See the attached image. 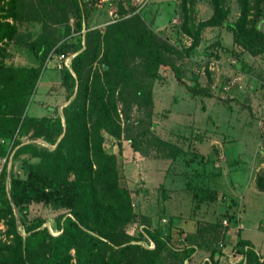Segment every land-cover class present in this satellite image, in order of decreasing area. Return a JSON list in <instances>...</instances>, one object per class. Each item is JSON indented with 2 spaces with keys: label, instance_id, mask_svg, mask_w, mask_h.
Returning a JSON list of instances; mask_svg holds the SVG:
<instances>
[{
  "label": "rangeland",
  "instance_id": "1",
  "mask_svg": "<svg viewBox=\"0 0 264 264\" xmlns=\"http://www.w3.org/2000/svg\"><path fill=\"white\" fill-rule=\"evenodd\" d=\"M95 1V5L99 6L113 2L117 12L114 20L110 18L107 24L91 29L87 24V28L78 30L76 20L69 21L67 54L75 53L71 50L79 35L82 37V48L87 45L89 49L80 88L78 82L70 89L69 84L62 81L58 73L61 61L54 55L46 60L23 116L59 115L63 118V108L77 97L80 116L84 115L88 127L92 123L107 120L110 125L118 128V134H111L113 138L106 132H103L102 137L104 150L116 154L119 188L124 189L132 198V211L148 217L150 226L168 234L173 246H183L184 234L194 231L197 222L220 220L224 215L228 217V214H234L238 218L236 224L241 225L240 236L237 237L249 238L254 242L256 251L264 252V55L251 54L243 49L234 41L232 31L222 24L205 26L199 34L198 43L192 48L195 22H204L213 13L208 0H197L200 8L197 12L192 9L195 0ZM224 9L228 11L229 21H237L240 17L237 0H225ZM103 13L107 14V10L104 9ZM134 15L138 18L131 25L139 26L141 18L145 26L156 33L168 59L184 66L182 78H185L187 84L201 87L210 94L208 97L192 95L187 85L180 84L171 72L153 80L151 122L154 124L148 130L153 140L158 138L169 146L172 143L179 147L180 152L174 156L168 146H146L144 137L140 135L145 130L140 131V98L135 96V88L129 83H123V79L114 70H103L101 67V55L103 51L110 54L111 47L104 49L101 39L96 42L97 33L90 34L87 44L83 38L86 30L97 29L103 34L109 24ZM249 18L243 28L246 37L253 27ZM8 20L17 33L0 41V65L37 64L29 44L40 32L41 23ZM259 29L264 34V19L259 23ZM127 52L129 54V50ZM92 53L96 54V58L91 59ZM242 62L247 66H243ZM124 64L134 77L138 76V57L129 54ZM82 105L85 106V112ZM82 136L83 130L80 123H77L69 132L68 141L73 148L74 164L80 167L77 176L84 211L93 216L88 179L80 156ZM17 137L22 143L30 141L25 127L19 129ZM37 142L47 146L43 140ZM133 142L141 145L145 154L134 150ZM234 146L240 148L239 154ZM224 148L226 152L228 150L227 154ZM222 153L225 154L224 158ZM23 160L37 161L38 158L22 154L13 161L9 159L8 166H4L0 173V184L8 186L7 175L11 166L15 176L25 177L21 167ZM217 169L220 174H213ZM195 186L215 188L216 200L195 202ZM103 191L101 187L99 194ZM105 193L113 194L111 190ZM12 213L17 231L23 233L20 214L14 206ZM23 213L27 220L36 216L43 218V226L54 235L58 230V216L68 214V210L43 203H30ZM10 215L6 213V217L0 221L2 239L7 237ZM139 219L129 221L119 228L133 241L143 244L144 239H140V235L144 229L142 232L143 225ZM229 228L222 243L209 238L196 248L185 264H202L209 258L212 248L221 249L220 264L239 262L242 255L236 247V235L233 240L228 239L231 231L237 232L236 226L231 225ZM162 257L161 264H179L176 259L165 254Z\"/></svg>",
  "mask_w": 264,
  "mask_h": 264
},
{
  "label": "trees",
  "instance_id": "2",
  "mask_svg": "<svg viewBox=\"0 0 264 264\" xmlns=\"http://www.w3.org/2000/svg\"><path fill=\"white\" fill-rule=\"evenodd\" d=\"M208 1L213 13L208 20L195 22L192 48L198 43L199 34L205 26L222 24L232 31L234 41L243 49L251 54L264 55V34L259 29V23L264 19V0H237L240 17L234 22L228 20V11L224 9L225 0ZM86 3L85 0H0V15L3 14L0 16V41L17 33L8 19L41 23L40 32L29 44L38 63L31 66H12L6 63L0 65V156H7L1 172L4 166H8L9 159L13 161L22 154L38 158L37 161L23 160L21 167L24 178L15 176L11 166L7 175L8 186L0 184V221L6 217V213H11L7 237L0 238V264H161L163 254L176 259L179 264H185L196 248L209 238L222 243L227 229L231 225H238V218L234 214H228V217L224 215L213 222L199 221L194 231L184 234L183 246H173L168 234L150 226L148 217L139 216L132 211V198L124 189L119 188L116 167L118 160L115 153L104 150L102 137L103 132H106L113 138L111 134L119 132L116 126L104 120L88 127L84 115L80 116L81 108L79 109L77 97L63 108V118L59 115L23 116L41 78L46 60L54 55L57 58L60 54L68 55L70 19L76 20L78 30L83 28V19L85 28L88 27ZM198 4L197 0L193 2V12L200 10ZM248 17L253 27L246 37L243 28ZM137 18L134 15L118 19L106 26L103 34L97 29L86 30L83 38L87 44L90 34L97 33L96 42L101 39L104 49L111 47L110 54L103 51L101 67L103 70H114L123 79V83H129L135 88V96L140 98V131L145 130L140 135L144 137L146 146H168L173 150L171 155L174 156L176 152H180L179 147L172 143L169 146L158 138L153 140L148 130L154 124L151 122L153 80L171 72L180 84L187 85L192 95L208 97L210 94L201 87L187 84L185 78H182L184 66L168 59L156 33L149 30L141 18L139 26L131 25ZM81 43L82 37L79 35L71 50L75 53L70 67L62 66L58 70L62 81L69 84L70 89H73L75 82H78V87L81 85L86 69L89 49L87 45L82 48ZM127 50L140 59V73L136 77L124 64L129 55ZM92 54L91 59L96 58V54ZM242 64L247 66L245 62ZM93 107L92 105L91 108ZM82 110L85 112L84 105ZM77 123H80L83 130L80 156L88 179L93 216L84 211L77 176V169L80 167L74 164L73 148L68 141L69 132ZM22 127L26 128L29 135L28 142L22 143L17 137V132ZM37 140H43L47 146ZM132 147L145 154L141 145L133 142ZM213 174L219 175L220 170H215ZM101 187L104 191L99 194ZM108 190L113 194L107 195L105 192ZM216 197L217 190L213 187L195 186L193 189L195 202L215 201ZM30 203H43L68 210V214H61L57 218V234L53 235L43 226V218H25L23 211ZM13 206L20 214L23 233L17 231ZM138 218L143 225L141 231L144 229L140 235V239H144L143 244L133 241L132 237L119 228ZM223 219L228 221V225L224 227ZM239 229L237 226V232ZM149 242L153 243L152 247H148ZM236 244L242 255L236 264H264V254L256 251L248 240L238 239ZM221 255L220 248H212L209 258L202 264H220Z\"/></svg>",
  "mask_w": 264,
  "mask_h": 264
},
{
  "label": "crops",
  "instance_id": "3",
  "mask_svg": "<svg viewBox=\"0 0 264 264\" xmlns=\"http://www.w3.org/2000/svg\"><path fill=\"white\" fill-rule=\"evenodd\" d=\"M85 2H87L86 3V8H87V12H88L87 22L90 25V28H96L97 26L101 27V26L107 24L111 18L108 14L109 9L110 8L112 9V7H113V9L116 8V6H114L113 2H108L107 3L108 5H106V6H103V5L99 6V4L95 5V3H97L95 0H85ZM104 9L107 10V14L103 13ZM234 143H236V142H234ZM224 150H225V148H224ZM230 150H231V148H230ZM234 150L236 151V153H238V154L240 153L239 147L234 146ZM225 152H226V150H225ZM227 152H228V150H227ZM227 152H226V154H227ZM224 156H225V154L222 155L223 158H224ZM221 162H223V160H221ZM235 183L238 184L237 182H235ZM213 221H215V220H210V222H213ZM240 230L241 229H239L238 232H232L231 231L228 239L233 240V236L236 235V236H234L235 241H238V239H246L254 246V242L252 240H250L249 238L237 237L238 235L240 236ZM229 231H230V228L227 229L226 234ZM234 244H235V242H234ZM258 252L261 254H264V252H260V251H258ZM241 258H242V256H241Z\"/></svg>",
  "mask_w": 264,
  "mask_h": 264
},
{
  "label": "built area",
  "instance_id": "4",
  "mask_svg": "<svg viewBox=\"0 0 264 264\" xmlns=\"http://www.w3.org/2000/svg\"><path fill=\"white\" fill-rule=\"evenodd\" d=\"M115 9L116 8H114L113 9V7H112V9L110 8L109 9V11H108V14H109V16L111 17V19L112 20H114L115 18ZM72 56H73V54L72 55H64V54H60L59 56H58V59H59V61H61V64H59V67H62V66H64V67H70V61H71V58H72ZM7 161V156H4V157H1L0 156V172H1V169H2V167H3V165H4V163ZM164 222H165V220L166 219H162ZM222 224L224 225V226H226V225H228V221H227V219H223L222 220ZM239 228H241V225H237ZM153 246V243L152 242H149V244H148V247H152Z\"/></svg>",
  "mask_w": 264,
  "mask_h": 264
},
{
  "label": "water",
  "instance_id": "5",
  "mask_svg": "<svg viewBox=\"0 0 264 264\" xmlns=\"http://www.w3.org/2000/svg\"><path fill=\"white\" fill-rule=\"evenodd\" d=\"M83 29H85V20L83 19Z\"/></svg>",
  "mask_w": 264,
  "mask_h": 264
}]
</instances>
